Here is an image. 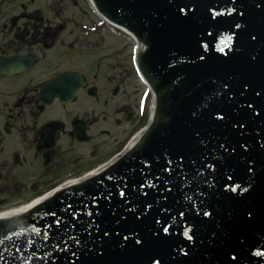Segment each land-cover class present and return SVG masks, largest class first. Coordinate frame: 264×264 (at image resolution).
<instances>
[{
  "label": "water",
  "instance_id": "water-1",
  "mask_svg": "<svg viewBox=\"0 0 264 264\" xmlns=\"http://www.w3.org/2000/svg\"><path fill=\"white\" fill-rule=\"evenodd\" d=\"M146 46L151 118L91 183L0 218V264H264V0H93Z\"/></svg>",
  "mask_w": 264,
  "mask_h": 264
},
{
  "label": "flooded vegetation",
  "instance_id": "flooded-vegetation-1",
  "mask_svg": "<svg viewBox=\"0 0 264 264\" xmlns=\"http://www.w3.org/2000/svg\"><path fill=\"white\" fill-rule=\"evenodd\" d=\"M142 51L89 0H0V214L128 154L152 104Z\"/></svg>",
  "mask_w": 264,
  "mask_h": 264
},
{
  "label": "bare ground",
  "instance_id": "bare-ground-1",
  "mask_svg": "<svg viewBox=\"0 0 264 264\" xmlns=\"http://www.w3.org/2000/svg\"><path fill=\"white\" fill-rule=\"evenodd\" d=\"M33 205H35V204H33ZM33 205H30V206H28L26 208H23V209H20V210H17V211L8 213V214L1 215L0 218H8V217H14V216L21 215L22 213H24L25 211H27L28 209H30Z\"/></svg>",
  "mask_w": 264,
  "mask_h": 264
}]
</instances>
